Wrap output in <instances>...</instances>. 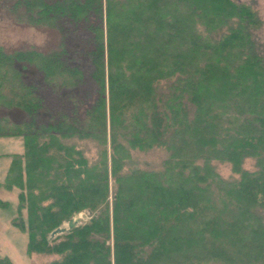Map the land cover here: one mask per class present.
<instances>
[{
	"label": "trees",
	"instance_id": "16d2710c",
	"mask_svg": "<svg viewBox=\"0 0 264 264\" xmlns=\"http://www.w3.org/2000/svg\"><path fill=\"white\" fill-rule=\"evenodd\" d=\"M11 9L61 37L50 50L0 44V138L24 145L10 154L6 187L19 190L12 224L27 233V253L57 256L46 264H264L258 11L238 0H16ZM42 82L67 92L73 109L43 97ZM81 88L91 98L82 111ZM156 151L155 163L139 157ZM79 212L89 219L51 238Z\"/></svg>",
	"mask_w": 264,
	"mask_h": 264
},
{
	"label": "rangeland",
	"instance_id": "374dc122",
	"mask_svg": "<svg viewBox=\"0 0 264 264\" xmlns=\"http://www.w3.org/2000/svg\"><path fill=\"white\" fill-rule=\"evenodd\" d=\"M15 1L16 0H0V44L5 46L8 51H13L15 49H28L33 45L41 50H50L54 48L61 38L58 30L47 26H34L27 24L25 21H19L16 15L12 13L13 9H11V6L13 7ZM238 1L250 4L258 11L262 24L257 30H255V34L256 39L258 43L261 44L262 51L264 53V0ZM31 70V67L24 69L27 79L32 78L31 75H33V72ZM38 81H42V78H38ZM39 84V91L43 97H46L48 100L50 98L55 101L63 98L70 106L69 108L67 107V109H73V105L66 95L67 92H63L60 96V92L57 93L56 91L47 90L44 82ZM83 92L82 88L74 91V94L77 95L81 104L80 111L85 109L91 101V98L88 99V95H84ZM17 114L18 113L15 115ZM22 116L21 112L20 116H16L15 119L18 120L22 118ZM85 145L89 156L95 154L96 149L93 147L92 143L89 142ZM23 148V141L20 138H0V201L5 200L8 202L6 206L0 205V257L10 258L13 264H46L57 256L37 253L29 255L26 250L28 239L27 233L20 231L12 224V218L17 213L19 190L15 187L12 189L7 188L6 180L8 168L11 164L10 154L21 153L23 152ZM161 153L162 152L160 151H156L154 154H149L147 156L140 154L139 157L142 160L147 158L151 163H155L159 159L160 155L163 154ZM139 161L142 162L141 160ZM216 164L218 170L223 176L228 177L232 174L229 164L221 162H217ZM244 165L248 168H252L253 160L250 158L246 159ZM76 216L80 217L78 225L89 219L87 212H79ZM64 224V226H67V223Z\"/></svg>",
	"mask_w": 264,
	"mask_h": 264
},
{
	"label": "water",
	"instance_id": "95a60500",
	"mask_svg": "<svg viewBox=\"0 0 264 264\" xmlns=\"http://www.w3.org/2000/svg\"><path fill=\"white\" fill-rule=\"evenodd\" d=\"M79 222H80L79 218H74V217L71 218L68 221V226H61L53 230V232L51 233V238L55 237L58 234L66 232L68 229L74 228Z\"/></svg>",
	"mask_w": 264,
	"mask_h": 264
},
{
	"label": "bare ground",
	"instance_id": "6f19581e",
	"mask_svg": "<svg viewBox=\"0 0 264 264\" xmlns=\"http://www.w3.org/2000/svg\"><path fill=\"white\" fill-rule=\"evenodd\" d=\"M80 213H81V212H80ZM72 218H73V217H72ZM74 218H79V219H80V217H77L76 215L74 216ZM64 225H65V224H64ZM64 225H62V226H64ZM77 225H78V224H77ZM77 225H76V226H77ZM67 226H68V222H67ZM76 226H75V227H76ZM59 227H61V226H59ZM57 228H58V227H57ZM72 229H73V228H72ZM54 230H55V229H54ZM68 230H70V229H68ZM68 230H67V231H68ZM52 232H53V231H52Z\"/></svg>",
	"mask_w": 264,
	"mask_h": 264
}]
</instances>
